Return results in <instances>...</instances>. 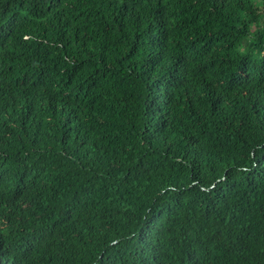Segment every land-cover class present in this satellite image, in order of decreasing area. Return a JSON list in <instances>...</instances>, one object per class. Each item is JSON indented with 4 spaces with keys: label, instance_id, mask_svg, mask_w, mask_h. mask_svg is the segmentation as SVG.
Returning <instances> with one entry per match:
<instances>
[{
    "label": "trees",
    "instance_id": "16d2710c",
    "mask_svg": "<svg viewBox=\"0 0 264 264\" xmlns=\"http://www.w3.org/2000/svg\"><path fill=\"white\" fill-rule=\"evenodd\" d=\"M0 264H264V0H0Z\"/></svg>",
    "mask_w": 264,
    "mask_h": 264
}]
</instances>
